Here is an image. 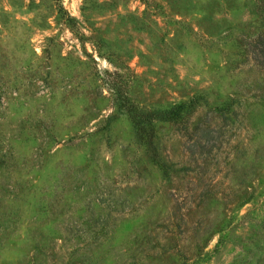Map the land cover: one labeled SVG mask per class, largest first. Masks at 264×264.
Listing matches in <instances>:
<instances>
[{
    "label": "rangeland",
    "instance_id": "1",
    "mask_svg": "<svg viewBox=\"0 0 264 264\" xmlns=\"http://www.w3.org/2000/svg\"><path fill=\"white\" fill-rule=\"evenodd\" d=\"M0 264H264V0H0Z\"/></svg>",
    "mask_w": 264,
    "mask_h": 264
},
{
    "label": "trees",
    "instance_id": "2",
    "mask_svg": "<svg viewBox=\"0 0 264 264\" xmlns=\"http://www.w3.org/2000/svg\"><path fill=\"white\" fill-rule=\"evenodd\" d=\"M172 108L174 109V107H172ZM170 111H172L171 108H169V109L166 110V112H170Z\"/></svg>",
    "mask_w": 264,
    "mask_h": 264
}]
</instances>
